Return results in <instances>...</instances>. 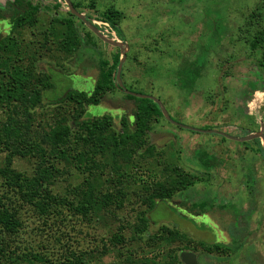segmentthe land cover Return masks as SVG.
<instances>
[{
  "label": "trees",
  "instance_id": "1",
  "mask_svg": "<svg viewBox=\"0 0 264 264\" xmlns=\"http://www.w3.org/2000/svg\"><path fill=\"white\" fill-rule=\"evenodd\" d=\"M84 1L71 0L80 12ZM48 7L34 0H8L4 6L0 3V18H10L12 24L11 32L0 37V264H161L155 258L164 245L182 238L187 242L194 239L149 214L159 202L182 209L172 202L173 198L201 178L179 164L167 162L162 149L150 142L153 125L165 118L156 99L125 93L131 112L124 111L118 123L111 114L85 117L88 105L98 104L107 93L120 89L116 81L120 51L111 61L100 60L90 92L68 90L49 103L50 109H44L48 105L43 101V91L53 87L52 74L38 71L36 62L45 55L64 65L63 61L81 46L96 47L92 31L85 32L84 38L78 20L84 21L70 10L65 15L57 11L40 34L26 43L23 32L36 26L40 12ZM53 7L58 10L61 4L56 2ZM87 7L96 8V0H90ZM257 10L240 29L246 34L250 52L261 53L259 62L264 68V27L259 26L262 13L259 7ZM7 13L8 17L3 16ZM101 15L123 39L118 25L124 11L109 6ZM203 65L206 60L200 56L192 64L191 73L179 75L180 87L193 90ZM250 83L254 89L258 85L257 81ZM37 108L42 114L40 120ZM48 110L51 113L46 115ZM200 158L206 168L214 161L205 151ZM17 159L27 166L18 168ZM145 169L152 172L149 181L136 177ZM138 181L143 182L136 189ZM185 195L182 204L191 205L192 197ZM128 196H133L136 203L129 202L133 209H142L130 218H118L116 213L124 209ZM206 201L200 202L203 209ZM107 216L117 224H106L102 248L96 250L97 254L79 253L70 243L74 225L84 220L109 222ZM32 223L37 224V234L47 235L49 245L35 249L30 242L24 245L22 237ZM233 223L236 230L229 232L230 243H197L211 252L236 251L240 231L237 220ZM152 225H157L156 231L145 237ZM146 247L159 250L149 257ZM170 257L172 262L184 264L179 254Z\"/></svg>",
  "mask_w": 264,
  "mask_h": 264
},
{
  "label": "rangeland",
  "instance_id": "2",
  "mask_svg": "<svg viewBox=\"0 0 264 264\" xmlns=\"http://www.w3.org/2000/svg\"><path fill=\"white\" fill-rule=\"evenodd\" d=\"M7 1L0 3L4 6ZM34 1L49 9L40 12L36 26L23 32L26 43L40 34L57 11L65 15L68 10L64 0ZM56 2L61 4L58 10L53 7ZM89 2L84 1L82 13L100 31L97 22L105 21L101 14L107 7L124 11L125 17L118 25L123 39L118 37L128 47H124L126 58L120 80L124 86L116 78L120 89L107 93L100 103L88 105L85 117L111 114L118 123L124 111L131 112L126 90L157 98L171 118L164 114L165 118L153 125L150 142L162 149L167 162L179 164L201 178L173 198L172 202L184 209L159 202L150 212L155 221L178 227L194 239L187 242L182 238L164 245L158 249L156 261L176 264L170 256L190 250L201 255L200 264H264V68L259 62L261 53L250 52L246 34L240 29L253 11H259L258 7L262 13L259 26L264 27V0H96V8H88ZM3 16L8 17L9 13ZM10 22V18H0V37L11 32ZM78 23L84 38L85 32L92 31L96 47L81 46L74 56L63 61L64 65L45 55L36 62L38 71L52 74L53 87L43 91V101L48 105L44 109H50L49 103L68 90L90 92L100 60L111 61L117 51H122L99 37L85 22L78 20ZM200 56L206 65L196 78L194 89L181 88L179 75L191 73L192 64ZM251 81H257L255 89ZM36 111L40 120V109ZM48 111L46 115L51 113ZM175 122L199 130L180 127ZM248 135V139H243ZM203 151L214 160L210 168L203 164L205 157L200 158ZM15 164L20 169L27 166L18 159ZM151 176L152 172L146 169L136 175L145 181ZM142 182L138 181L134 187L140 188ZM186 193L192 197L191 205L181 202ZM132 198L128 196L124 209L117 211L118 218H130L142 209L130 206L131 201L136 204ZM202 201H206L204 209L200 206ZM109 217V222H78L70 231V243L79 253L97 254L108 231L106 224L113 227L117 224V220ZM233 220H237L240 231L238 252L228 255L230 250H224L213 252L216 257L206 255L207 250L197 242L213 243L225 236L229 238V232L236 230ZM36 225H29L22 237L24 245L30 242L34 249L50 244L45 233L37 234ZM157 225H152L145 237L155 232ZM146 250L149 257L158 251L148 247Z\"/></svg>",
  "mask_w": 264,
  "mask_h": 264
},
{
  "label": "water",
  "instance_id": "3",
  "mask_svg": "<svg viewBox=\"0 0 264 264\" xmlns=\"http://www.w3.org/2000/svg\"><path fill=\"white\" fill-rule=\"evenodd\" d=\"M67 2V9L70 10L73 14H75L77 17H79L82 21H84L99 37H101L102 39H104L105 41L111 43V44H114V45H117L120 47V49L122 50L121 51V58H120V62H119V65H118V69H117V73H116V78L117 80L120 82V86L123 87L124 84L120 81L121 80V71H122V65H123V62L126 58V51L124 49L128 47L127 44H125L121 38H119L118 36L117 37H113V38H109L107 37V35H104L95 25H93V23H91L84 15V13L78 11L74 6H73V3L71 2V0H66ZM93 22V21H92ZM127 93H131L133 95H136V96H150L154 99H156L161 107H162V110H163V113L166 115L167 118H171L169 115H168V112L166 111V109L164 108L163 104L155 97L151 96V95H144V94H141V93H137V92H132V91H129V90H126ZM176 124L182 126V127H187V128H192V129H197V128H194V127H190V126H186V125H183V124H180L178 122H175ZM199 130V129H197ZM209 131H214V132H217L215 130H212V129H209ZM223 133V132H221ZM226 135V134H225ZM229 136V135H227ZM231 138H234V139H238L237 137H234V136H229ZM250 137V135H248L247 137H244L243 139H248ZM180 258L182 260L183 263L185 264H199V261H198V258H197V253L196 252H193V251H189V250H182L180 252Z\"/></svg>",
  "mask_w": 264,
  "mask_h": 264
},
{
  "label": "built area",
  "instance_id": "4",
  "mask_svg": "<svg viewBox=\"0 0 264 264\" xmlns=\"http://www.w3.org/2000/svg\"><path fill=\"white\" fill-rule=\"evenodd\" d=\"M64 4L67 5V2L66 0L62 1ZM97 22V21H96ZM99 27L102 29V33L107 35V36H110V37H117L118 36V33L116 32V30L110 26V24L106 21H98L97 22Z\"/></svg>",
  "mask_w": 264,
  "mask_h": 264
},
{
  "label": "flooded vegetation",
  "instance_id": "5",
  "mask_svg": "<svg viewBox=\"0 0 264 264\" xmlns=\"http://www.w3.org/2000/svg\"><path fill=\"white\" fill-rule=\"evenodd\" d=\"M220 242H223V243H225V244H227V243H230L231 242V238L229 237H224V240H222V241H220ZM238 245V244H237ZM238 249H239V245H238V247H237V249H236V251H232V250H230V252H229V254L228 255H231L232 253H237L238 252ZM206 253V255H208L209 257H211V256H215L216 257V255H214V253L213 252H211V251H207V252H205ZM201 255L198 253V255H197V258H198V261H199V264H200V259H201V257H200ZM218 258V257H217ZM183 263V262H182ZM185 264V263H184Z\"/></svg>",
  "mask_w": 264,
  "mask_h": 264
},
{
  "label": "crops",
  "instance_id": "6",
  "mask_svg": "<svg viewBox=\"0 0 264 264\" xmlns=\"http://www.w3.org/2000/svg\"><path fill=\"white\" fill-rule=\"evenodd\" d=\"M229 138H231V137H229ZM238 138V137H237ZM231 139H234V138H231ZM235 140V139H234ZM236 140H241V138H238V139H236Z\"/></svg>",
  "mask_w": 264,
  "mask_h": 264
},
{
  "label": "bare ground",
  "instance_id": "7",
  "mask_svg": "<svg viewBox=\"0 0 264 264\" xmlns=\"http://www.w3.org/2000/svg\"><path fill=\"white\" fill-rule=\"evenodd\" d=\"M190 251V250H189Z\"/></svg>",
  "mask_w": 264,
  "mask_h": 264
}]
</instances>
